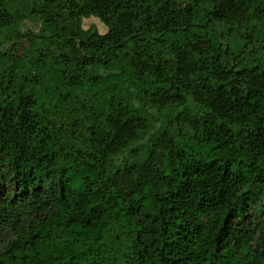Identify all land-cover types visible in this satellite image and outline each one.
<instances>
[{
    "label": "trees",
    "instance_id": "obj_1",
    "mask_svg": "<svg viewBox=\"0 0 264 264\" xmlns=\"http://www.w3.org/2000/svg\"><path fill=\"white\" fill-rule=\"evenodd\" d=\"M0 264H264V0H0Z\"/></svg>",
    "mask_w": 264,
    "mask_h": 264
},
{
    "label": "rangeland",
    "instance_id": "obj_2",
    "mask_svg": "<svg viewBox=\"0 0 264 264\" xmlns=\"http://www.w3.org/2000/svg\"><path fill=\"white\" fill-rule=\"evenodd\" d=\"M91 24L97 25L100 32H105V25L97 17H90L84 20V27L88 28ZM35 27V25L33 26Z\"/></svg>",
    "mask_w": 264,
    "mask_h": 264
}]
</instances>
